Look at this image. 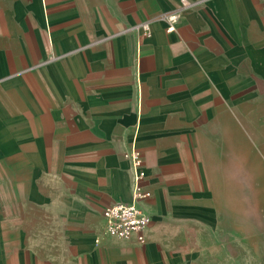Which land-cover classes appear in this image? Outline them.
I'll list each match as a JSON object with an SVG mask.
<instances>
[{
  "label": "crops",
  "instance_id": "obj_1",
  "mask_svg": "<svg viewBox=\"0 0 264 264\" xmlns=\"http://www.w3.org/2000/svg\"><path fill=\"white\" fill-rule=\"evenodd\" d=\"M182 1L0 0V264L201 260L228 114L264 97V0ZM135 146L142 244L104 235L105 207L132 201Z\"/></svg>",
  "mask_w": 264,
  "mask_h": 264
},
{
  "label": "rangeland",
  "instance_id": "obj_2",
  "mask_svg": "<svg viewBox=\"0 0 264 264\" xmlns=\"http://www.w3.org/2000/svg\"><path fill=\"white\" fill-rule=\"evenodd\" d=\"M22 2L5 0L13 7ZM228 121L230 185L226 179V188L218 187L222 218L197 264H264V97L229 113Z\"/></svg>",
  "mask_w": 264,
  "mask_h": 264
},
{
  "label": "built area",
  "instance_id": "obj_3",
  "mask_svg": "<svg viewBox=\"0 0 264 264\" xmlns=\"http://www.w3.org/2000/svg\"><path fill=\"white\" fill-rule=\"evenodd\" d=\"M183 8L190 6L187 0L182 1ZM167 22V31L174 32L179 21L178 13L165 14L163 17ZM148 23L142 25L145 34H149ZM131 161L133 171V192L132 201L129 203L120 202L106 206L103 211V218L106 222L104 235L119 240H133L144 243L146 230L151 224V218L141 206V202L151 197V192L145 187L147 172L144 168V159L141 151L135 146L124 155Z\"/></svg>",
  "mask_w": 264,
  "mask_h": 264
}]
</instances>
